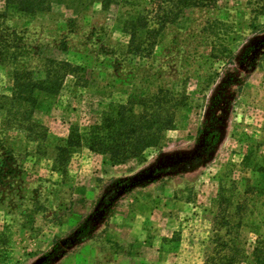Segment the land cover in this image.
<instances>
[{
  "label": "rangeland",
  "instance_id": "1",
  "mask_svg": "<svg viewBox=\"0 0 264 264\" xmlns=\"http://www.w3.org/2000/svg\"><path fill=\"white\" fill-rule=\"evenodd\" d=\"M50 4L28 13L0 0V27L24 47L19 67L37 78L46 58L77 67L35 112L45 138L31 139L0 108V264H229L220 237L244 249L237 264H257L264 0ZM12 87L0 64V95ZM161 88L185 106L142 160L113 165L86 144L57 159L72 125L88 132L104 111Z\"/></svg>",
  "mask_w": 264,
  "mask_h": 264
},
{
  "label": "trees",
  "instance_id": "2",
  "mask_svg": "<svg viewBox=\"0 0 264 264\" xmlns=\"http://www.w3.org/2000/svg\"><path fill=\"white\" fill-rule=\"evenodd\" d=\"M5 1L8 6L28 13L51 9V0ZM4 18L5 13L0 12V26L4 25ZM139 23L141 28L147 27L146 22ZM137 30L138 28H135L132 32V39L135 38ZM148 32L156 30L148 29ZM20 40L16 31L0 27V64L10 67L13 80L11 95H0V108L6 109L8 122L23 128L28 137L38 141L46 137L47 129L35 120V112L42 108L44 102L59 95L67 74L75 72L77 67L67 62L46 58L44 76L37 78L35 70L19 67L18 58L24 53ZM136 49L140 51L142 46L137 45ZM137 104L142 106L140 113L135 111ZM181 105L184 107L185 103L171 91L163 88L142 99L132 98L127 105H119L104 111L100 123L92 125L88 132L83 133L79 126L72 125L66 145L58 148L57 159L66 156L67 161L71 148H79L86 144L91 151L105 155L113 165L125 164L132 159L142 160L146 150L161 145L164 131L174 127L176 109ZM60 171L64 172L65 168ZM261 172L264 173V168ZM237 225L240 227V223ZM227 232L228 230L225 234ZM220 241L222 249L218 255L224 263L237 264L236 262L243 259L245 255L243 248L234 246L229 249L227 241L221 237ZM257 241L253 255L257 264H264V242L261 239ZM226 249L233 251V254L231 256L225 254Z\"/></svg>",
  "mask_w": 264,
  "mask_h": 264
}]
</instances>
